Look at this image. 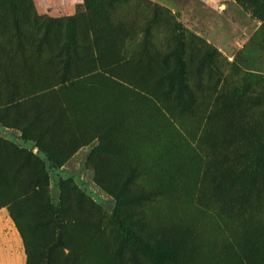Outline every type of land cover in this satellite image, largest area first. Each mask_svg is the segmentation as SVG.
<instances>
[{
  "label": "rangeland",
  "instance_id": "374dc122",
  "mask_svg": "<svg viewBox=\"0 0 264 264\" xmlns=\"http://www.w3.org/2000/svg\"><path fill=\"white\" fill-rule=\"evenodd\" d=\"M225 3L248 28L227 35L240 19ZM0 140L41 162L63 203L49 264H264V0H0ZM31 170L0 149V175ZM6 184L0 206L28 228L33 205L5 203ZM135 213L158 238L154 262Z\"/></svg>",
  "mask_w": 264,
  "mask_h": 264
},
{
  "label": "trees",
  "instance_id": "16d2710c",
  "mask_svg": "<svg viewBox=\"0 0 264 264\" xmlns=\"http://www.w3.org/2000/svg\"><path fill=\"white\" fill-rule=\"evenodd\" d=\"M58 91H64L63 88H59L57 90H53L51 92V95L54 96ZM45 93H40L39 95H36L32 98H30V105L32 104L31 109H35L37 115L40 116L42 120H36L34 127H35V136H41L42 133H48V127L41 128V124L43 122V115L42 111H44L43 103ZM51 97V96H50ZM53 99V97H52ZM40 100V101H39ZM19 101V100H18ZM20 103V102H19ZM18 103V104H19ZM19 108H21V104H19ZM23 111H28V109L25 110L24 105H22ZM42 106V107H41ZM29 107V105H28ZM60 115V114H59ZM51 116V115H50ZM64 115H61L59 118L63 119ZM65 118V116H64ZM40 119V118H39ZM50 119V117L48 118ZM53 119V118H51ZM39 125V128L37 129ZM30 127L25 129L24 132H29ZM104 130L102 129L101 132ZM101 135L103 133H100L98 138H101ZM52 136V135H49ZM101 142L99 146L96 148L98 150L94 151V155H98L99 152H101V148L105 146V141L100 139ZM42 140L39 142V146L41 148ZM53 147V144L50 145ZM0 149L11 153L20 164V167L27 166L28 168H32L30 172L31 178L26 183H17L14 179L8 180V178L5 175H0V179L4 182L7 181L6 186L10 188V190H13L14 193L10 195V197L6 200L5 203L12 205L14 204L16 206V203L19 204L20 201H30L31 206L34 209L35 212V218L31 221V223L28 225V228H25L24 226L21 227L20 221H19V214L22 213L21 210L18 209V211H15L14 209H10V215L13 217L18 229L21 232V235L23 239L27 238V234L30 232H33L35 236V244L36 249L30 250L27 252L28 254V262L29 258H31L30 264H49L52 256H53V250L55 247V240H56V234L58 229V222L61 219H64L65 211H63V203L60 209L55 208L50 200L46 196V186H47V180L48 177L44 170V165L39 162L34 156L30 155L29 152L13 145L12 143L2 141L0 140ZM49 156H54L53 159L55 160H66L57 158V153H52L51 150H46ZM33 165L35 166L33 168ZM82 199L86 198L81 194ZM17 207V206H16ZM20 226V227H19ZM147 223L143 218V215L139 213H135L132 215L131 221L129 220V230L131 234L134 236L135 243L138 245L139 249L145 251V256L150 258V261L154 262L153 251L156 248L157 243V237H146L144 236V232L147 229ZM127 238L124 239V241ZM134 244V242H133ZM135 245V244H134ZM124 249H126V244L124 246ZM29 264V263H28Z\"/></svg>",
  "mask_w": 264,
  "mask_h": 264
},
{
  "label": "crops",
  "instance_id": "0c3cea01",
  "mask_svg": "<svg viewBox=\"0 0 264 264\" xmlns=\"http://www.w3.org/2000/svg\"><path fill=\"white\" fill-rule=\"evenodd\" d=\"M170 7L173 10L182 11L186 9L195 0H154ZM223 0H209L210 3L215 4L222 2ZM237 4V3H236ZM238 5V4H237ZM239 6V5H238ZM240 10L227 3L224 4L225 10L228 15L238 17L239 23L229 22L225 29L227 35H231V32L243 30L248 28V16L244 13L241 6ZM220 14L217 16L219 17ZM231 18V17H230ZM28 254L24 245V240L20 230L12 219L8 207L0 206V264H28Z\"/></svg>",
  "mask_w": 264,
  "mask_h": 264
}]
</instances>
